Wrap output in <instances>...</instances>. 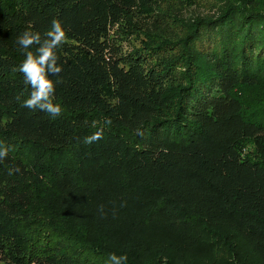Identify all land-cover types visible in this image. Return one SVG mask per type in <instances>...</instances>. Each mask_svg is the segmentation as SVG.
<instances>
[{"label": "trees", "instance_id": "trees-1", "mask_svg": "<svg viewBox=\"0 0 264 264\" xmlns=\"http://www.w3.org/2000/svg\"><path fill=\"white\" fill-rule=\"evenodd\" d=\"M192 2L0 0V143L10 147L0 264H84L62 219L111 241L158 224L187 250L221 228L264 264V162L241 150L264 142L242 97L264 74V0H219L208 12ZM54 18L67 30L62 72L50 76L60 81L55 119L23 106L31 88L16 44L29 29L44 38ZM131 33L138 44L127 49ZM101 128L100 141L83 143Z\"/></svg>", "mask_w": 264, "mask_h": 264}, {"label": "rangeland", "instance_id": "rangeland-1", "mask_svg": "<svg viewBox=\"0 0 264 264\" xmlns=\"http://www.w3.org/2000/svg\"><path fill=\"white\" fill-rule=\"evenodd\" d=\"M193 1L188 3L191 5L189 10L197 9L208 12L212 11L213 5L219 0ZM165 5L166 2L162 3L160 7ZM129 37L131 40L125 43L127 49L133 47V43L138 44V41L133 39L132 33L129 34ZM242 93L247 113L264 125V74L261 76V81L257 87L243 89ZM241 150L246 156L264 162V142H258L255 139L247 140L242 144ZM61 222L64 228L78 233L79 242L68 238L66 243L74 245L73 248L80 247L82 249L80 259L84 264H111L108 259L109 255L103 254L99 250L88 249L89 247L85 246L86 243L91 247L95 246L96 249H98L97 246L101 247L102 245L107 251H111L109 254L134 256L142 264H151L152 262L154 264H219L220 262L252 264L255 261L250 256L251 251L247 244H240L241 241L232 234L225 233V231L221 232L223 231L221 228L210 230L197 249L187 250L176 233L166 230L158 224H152L138 233L122 229L115 232L117 241H111L110 236L102 234L100 230L92 234L90 231L82 229L83 224L79 222L63 219ZM120 243L127 248L122 249L123 246ZM239 259L240 261H238Z\"/></svg>", "mask_w": 264, "mask_h": 264}, {"label": "clouds", "instance_id": "clouds-1", "mask_svg": "<svg viewBox=\"0 0 264 264\" xmlns=\"http://www.w3.org/2000/svg\"><path fill=\"white\" fill-rule=\"evenodd\" d=\"M67 38V30L59 19H53L49 29L44 33V38L38 31L25 30L16 37V44L26 53L23 62L18 66V71L22 73L24 82L30 86L31 91L27 98L22 100V104L29 110H39L45 112L49 117L55 119L62 114V107L53 102L56 84L60 81H53L50 76H59L62 67L58 63L60 60L57 54ZM37 45L35 54L30 49ZM23 93L17 95L15 99L21 101ZM95 123V122H93ZM105 125H111V119L104 121ZM104 129L101 128L91 135L84 137L83 143L93 145L103 138ZM10 147L0 143V162L5 161L9 156ZM18 171L19 169H14ZM101 206V211H102ZM108 259L111 264H126V255H116L112 253Z\"/></svg>", "mask_w": 264, "mask_h": 264}]
</instances>
